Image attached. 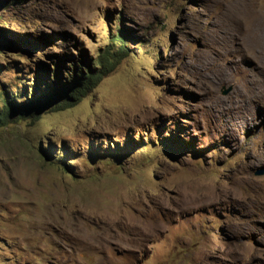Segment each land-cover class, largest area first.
<instances>
[{
  "label": "rangeland",
  "instance_id": "374dc122",
  "mask_svg": "<svg viewBox=\"0 0 264 264\" xmlns=\"http://www.w3.org/2000/svg\"><path fill=\"white\" fill-rule=\"evenodd\" d=\"M0 28V114L128 49L0 127V264H264V0H8Z\"/></svg>",
  "mask_w": 264,
  "mask_h": 264
},
{
  "label": "trees",
  "instance_id": "16d2710c",
  "mask_svg": "<svg viewBox=\"0 0 264 264\" xmlns=\"http://www.w3.org/2000/svg\"><path fill=\"white\" fill-rule=\"evenodd\" d=\"M7 1L0 0V4H3V2L6 4ZM119 25L123 28L122 24L118 23V27ZM122 28L120 34L115 39L119 43V50L116 54L120 52L117 59L113 58L116 54H111V51L107 50L106 54L101 56L99 62L101 69L99 71L94 69V67H88L86 71L78 70L74 65V71H68L69 74H72L70 75L71 79L69 82L58 83L56 85L49 84L46 90L40 88L38 82L36 84V80L34 79L35 85L30 86L33 90V93H29L31 95L30 97L19 102L14 101L11 97L5 99L4 111L0 114V127L11 123L12 120L26 119V117L36 119L44 111V107L48 103H50L54 111H58L72 107L79 102L115 67L123 55L128 54L127 41L124 38L125 34ZM1 30L7 31L6 29L0 28V32ZM16 91L20 93L19 90ZM27 92V87L23 85V93Z\"/></svg>",
  "mask_w": 264,
  "mask_h": 264
}]
</instances>
